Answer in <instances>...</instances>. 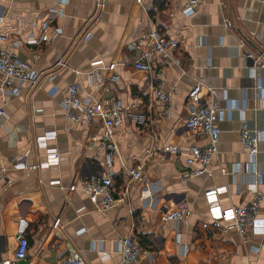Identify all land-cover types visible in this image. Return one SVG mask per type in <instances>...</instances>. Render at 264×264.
<instances>
[{"label": "crops", "instance_id": "1", "mask_svg": "<svg viewBox=\"0 0 264 264\" xmlns=\"http://www.w3.org/2000/svg\"><path fill=\"white\" fill-rule=\"evenodd\" d=\"M185 2L106 0L100 11L94 0H0V33L8 38L2 48L39 74L37 86L17 84V95L0 97L5 115L0 158L44 161L45 148L35 139L48 132L56 136L46 148L59 154L56 166L30 173L8 166L13 183L0 188V264H66L75 252L85 264H122L116 243L127 236L145 242L137 243L138 264H264V233L248 229L240 236L201 227L208 220L206 191L225 189L218 203L227 209L246 206L264 187V139L252 160L239 140L242 122L264 133V70L255 78L250 73L253 60L261 58L264 67V0H202L192 17L182 14ZM56 29L61 34L54 38ZM152 29L178 42L171 53L178 65L153 60L154 73L163 72L164 89L174 90L169 111L154 95V74L135 70L138 52L127 47ZM110 64L112 72L106 69ZM73 84L89 104L114 99L127 109L115 133L121 161L114 159L111 168L99 148L85 146L100 135L101 122L81 125L64 116L62 101ZM196 84L201 102L222 112L220 135L208 174L183 180L188 149L206 144L185 128L188 93ZM168 147L179 154L162 156ZM135 167H142L143 181L124 194L125 170ZM107 174L118 201L106 211L97 210L82 191L65 189L79 179ZM57 179L63 189L48 185ZM178 201L187 204L189 218L161 223V213ZM25 214L27 254L15 262L16 225ZM256 218L264 219V199ZM56 219L59 229H53Z\"/></svg>", "mask_w": 264, "mask_h": 264}, {"label": "built area", "instance_id": "2", "mask_svg": "<svg viewBox=\"0 0 264 264\" xmlns=\"http://www.w3.org/2000/svg\"><path fill=\"white\" fill-rule=\"evenodd\" d=\"M62 2L66 0H61ZM137 5H141L143 0H134ZM161 3L162 0H153ZM202 0H186L182 14L185 17H192L196 14ZM95 6L102 11L105 8L106 0H94ZM58 14L61 15L60 12ZM2 20L0 19V24ZM225 29L231 32V24L227 19H223ZM45 28L42 33H45ZM60 30L56 29L54 38L59 36ZM89 35L85 36L86 40ZM8 40L7 36L0 33V97L17 95V84L28 83L31 86H37L39 74L35 72L27 61L16 58L11 53L2 48V45ZM38 41H34L35 44ZM243 47V43H239ZM129 50L137 51L138 56L133 62L135 70L145 74H154L156 86L153 89L154 95L158 101L164 106L166 111L170 110L171 95L174 90L164 89L163 72L154 73V58L159 57L162 61L171 60L175 65L179 64L178 59H172L171 53L178 49V42L165 37L156 29H152L141 33L136 39L127 44ZM248 58H252L247 55ZM253 60V59H252ZM251 68V76L256 77V72L263 69L261 58L253 60ZM95 64H101L97 61ZM108 71H113L114 64H110ZM116 75L112 74V80L115 81ZM235 106V105H233ZM186 108L188 117L185 121V128L192 138H204L206 144L202 147L191 146L185 154L184 164L186 169L182 172V179L189 180L208 174L209 165L213 157L217 154V144L219 141L220 129L219 121L222 112L213 103L205 104L201 102L200 85H194L187 97ZM62 109L64 116L70 122L89 125L95 120L101 122L102 131L100 135L93 136L88 139L86 147H97L104 155V161L107 168H111L113 160L121 161L118 142L115 138L116 129L122 123L123 115L127 112L119 101L111 99L108 101L96 100L89 104L78 94L77 85L73 84L68 87L66 95L62 101ZM4 111L0 107V118H3ZM56 134L48 132L35 139L37 147L45 148V160L40 163L28 164L20 157H12L9 159L0 158V188L5 190L12 185L13 181L8 178V166L25 173L34 172L36 170L56 166L59 163V154L54 148H46L49 140H53ZM264 139V133L257 130H250L247 125L242 122L239 129V140L243 150L252 160L258 153V144ZM154 150L148 151L153 155ZM162 156L178 155L179 152L174 147L164 148L160 151ZM126 179L123 183V193L126 194L130 187L136 183L143 181L142 167H135L125 170ZM49 186L63 189L60 181L52 180ZM68 192L76 190L82 191L90 197L94 206L99 211H106L112 208L118 201L116 197L113 180L111 175L91 176L79 179L76 183L65 188ZM225 192L223 188L210 189L205 192V200L208 205V220L201 224L202 229H213L227 233L232 231L240 236H244L246 231L250 229L252 233L263 235L264 219L256 218L257 211L264 199V187L261 191L253 192L252 201L244 207H231L222 209L218 203V195ZM190 210L185 201H178L175 208L161 213V223H181L190 216ZM29 215L21 216L16 225V236L18 244L14 253V261L19 262L25 259L27 254L28 242L26 238L28 229ZM60 228V219H56L53 223V229ZM178 243V239H176ZM138 240L132 236L119 239L116 243V252L121 256L122 264H138L141 255V249L137 246ZM66 264H85L81 255L77 252L73 253L66 261Z\"/></svg>", "mask_w": 264, "mask_h": 264}, {"label": "trees", "instance_id": "3", "mask_svg": "<svg viewBox=\"0 0 264 264\" xmlns=\"http://www.w3.org/2000/svg\"><path fill=\"white\" fill-rule=\"evenodd\" d=\"M138 241H139V244H140L141 247L145 245V242H144L143 239L139 238Z\"/></svg>", "mask_w": 264, "mask_h": 264}]
</instances>
